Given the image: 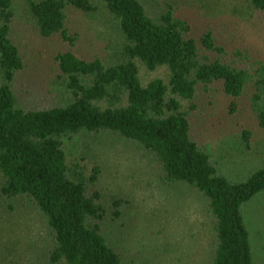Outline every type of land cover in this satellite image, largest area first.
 Wrapping results in <instances>:
<instances>
[{"label": "trees", "instance_id": "16d2710c", "mask_svg": "<svg viewBox=\"0 0 264 264\" xmlns=\"http://www.w3.org/2000/svg\"><path fill=\"white\" fill-rule=\"evenodd\" d=\"M245 2L264 17V0ZM181 10L176 0H27L29 24L45 39L59 35L74 46L78 31L70 14L105 12L123 43L113 63L59 51L54 60L69 97L42 108L19 99L15 81L29 62L15 31V1L0 0L1 211L14 217L18 207L35 210L48 231L47 264H131L108 241L104 226L110 215L119 221L138 203L116 195L106 200L99 187L103 167L73 161L68 150L75 137L103 134L139 145L160 164L167 185L185 184L207 201L210 264H255L245 205L264 193V166L231 179L194 138L192 124L200 94L222 90L231 99L229 113L236 114L238 99L250 90L251 112L264 130V60L238 39L223 37L220 28L198 34ZM212 12L224 14L217 2ZM159 67L167 68V80L141 78L142 68ZM253 134L242 132L248 148ZM10 228L0 226V239ZM9 241L16 245L15 238ZM2 252L0 264L16 263Z\"/></svg>", "mask_w": 264, "mask_h": 264}, {"label": "rangeland", "instance_id": "374dc122", "mask_svg": "<svg viewBox=\"0 0 264 264\" xmlns=\"http://www.w3.org/2000/svg\"><path fill=\"white\" fill-rule=\"evenodd\" d=\"M14 1L15 31L29 62L28 69L16 78L15 88L26 106L48 107L69 97L54 60L63 49L70 48L85 58L99 57L108 63L121 59L122 37L115 29V21L105 12L89 16L72 12L71 24L77 29L78 38L71 46L59 35L45 39L37 34L24 13L27 0ZM176 2L182 6L181 13L194 23L198 34L210 27L220 28L223 37L238 39L240 46L264 60V17L251 11L245 0H194L191 5L185 0ZM215 2L224 10L217 18L212 12ZM155 77L167 80V68L141 69L145 82ZM249 96L251 91L247 90L238 99L236 114L229 113L231 99L222 90L214 91L209 97L200 94L197 100L193 136L231 179L244 178L264 166V130L251 112ZM245 128L254 132L250 148L242 138ZM68 150L73 161L103 167L99 187L106 200L111 201L116 195L133 197L138 203L126 207L128 210L119 221L110 215L104 226L108 241L125 262L210 264L213 232L207 201L185 184L167 185L160 164L151 160L149 153L114 134L75 137L68 142ZM1 210L0 204V226L9 230L12 227L11 234H3L0 239V251L7 254V260H16L15 264H47L42 253L48 231L35 210L18 207L14 217L5 216ZM245 216L254 262L264 264V193L245 205ZM12 237L16 245L10 243Z\"/></svg>", "mask_w": 264, "mask_h": 264}]
</instances>
